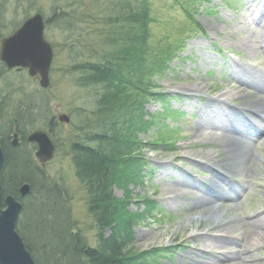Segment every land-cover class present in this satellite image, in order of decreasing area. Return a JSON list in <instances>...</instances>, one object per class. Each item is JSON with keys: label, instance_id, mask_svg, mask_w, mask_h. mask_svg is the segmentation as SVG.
Instances as JSON below:
<instances>
[{"label": "rangeland", "instance_id": "obj_1", "mask_svg": "<svg viewBox=\"0 0 264 264\" xmlns=\"http://www.w3.org/2000/svg\"><path fill=\"white\" fill-rule=\"evenodd\" d=\"M134 1L127 4L133 7ZM148 2L154 18L149 38L153 49L160 52L170 44L178 46L180 55L169 60L154 79L157 84L154 89L169 91L170 99L164 104L150 101L146 105L154 117L153 124L139 133L133 152L136 160L146 161L137 159L143 155L150 161L145 179L140 185L126 181L124 186L114 188L118 198L128 196L130 190L131 203L127 210L145 215L134 224L135 241L131 248L135 251L168 248L165 256L157 260L160 264H229L220 263L219 258L225 251L238 255L242 264H264V223L259 225V232L254 228L257 218H264V135L258 134V138L250 133L249 149L255 169L247 175L226 171V153L219 139L199 138V130L207 120L219 126L224 120L233 121L240 108L252 105L255 99L250 92L234 87L232 81L236 65L248 67L264 77V28H253L252 21L258 15L248 10L254 8L264 14V0L258 3L255 0ZM113 4V0H0V38L10 35L26 15L40 12L48 19L45 37L54 48L47 87L26 71L0 66V132L12 126L15 117L20 115L31 119V126L47 125L53 117L57 122L56 156L38 172L40 181L35 176L38 183L33 185L31 198L27 200L29 207L21 217L22 225L31 224L28 242L36 249L45 244V255L51 253L53 260L59 257L62 248L70 245L73 235L87 248L99 247L100 222L96 214L99 218L101 215L91 211L88 190L77 177L72 146L82 145V137L86 135L103 134L108 129L96 102L103 88L82 85L80 77L82 63L105 60L113 48L106 43L125 29L121 25L123 21L115 23ZM129 69L125 66V74L130 75ZM123 86L132 99L135 94L131 93L132 85ZM121 91L118 90L119 96ZM62 114L70 122L60 121ZM255 118L262 127L264 116ZM248 119L241 118L243 130L248 123L254 125L253 117ZM216 129L207 127L203 133H219ZM17 154L24 159V164L26 161L32 166L26 171L34 174L32 171L40 165L35 154L28 150ZM13 158L10 155V162ZM131 172L125 166L119 170L122 179H128ZM220 173L225 177L214 178L216 174L222 176ZM179 179H192L205 185L213 180L225 185V181L230 186L229 194L225 201L218 203L221 208L207 215L208 211L194 202L191 195H186L187 199L173 198L169 193L167 185L184 184ZM44 185L55 188L54 192L46 196ZM147 199L155 201L150 213L144 206ZM41 214L46 215L45 220L38 221ZM222 222L232 223L233 228L226 232L216 230ZM44 227H53L55 232L43 233ZM105 229V235L110 234V228ZM203 234L212 236L217 246H211L213 241L205 243L203 238L196 240V236ZM39 260L47 261L42 256ZM235 262L240 264L239 260Z\"/></svg>", "mask_w": 264, "mask_h": 264}, {"label": "trees", "instance_id": "obj_2", "mask_svg": "<svg viewBox=\"0 0 264 264\" xmlns=\"http://www.w3.org/2000/svg\"><path fill=\"white\" fill-rule=\"evenodd\" d=\"M113 2L111 9L115 13V23L123 21L121 25L126 30H120L117 36H112L106 43L113 48L109 55L106 54L105 60L82 63V77H80L82 85H99L103 88L96 102L100 107V113L105 116L108 129L103 134L86 135L82 137L84 140L82 145L75 143L72 146V159L77 177L88 190L91 211L101 215L99 218L96 214L100 222L99 247L86 246L84 251L70 244L66 248L59 249V257L53 260L50 258L51 253L45 255V244L39 250L26 242L36 264H160L157 260L167 252L164 248L144 251H135L131 248L135 241L132 231L134 224L138 218H143L145 215L139 211L127 210L131 203L130 190L128 196L126 194L118 198L114 194V188L124 186L126 181L132 185H140L145 178L148 163L136 160L133 152L139 133L146 131L153 124V115L145 111L146 103L150 100L164 99L162 92H155L154 88L157 84L154 79L158 77V72L166 68L168 61L179 56L180 53L178 46L173 47L170 44L160 52L153 49L149 38L152 37L150 25L154 18L151 15L152 5L148 0H136L133 7L127 4L130 0H113ZM155 51L157 52L153 53ZM124 65L130 67L131 76L125 74ZM125 83L134 88L131 90V93H135L132 94V99L125 93L126 88L123 86ZM118 90H122L121 96ZM117 97H120L118 102ZM85 140L89 143L95 141L97 144L87 145ZM24 165V159L17 157L16 167L9 170L17 175L18 181H23L27 175ZM123 166L127 170L131 168L132 172L129 173L128 179H122L119 173ZM23 174L25 175L22 176ZM37 177L41 180L39 176ZM47 192L51 193V191ZM145 202V208L150 213L154 209L155 202L150 200ZM105 228H110V234L105 235ZM50 230H53V227H44L41 232L51 234ZM40 256L43 260H47L46 263L39 260ZM64 257L73 260L68 261Z\"/></svg>", "mask_w": 264, "mask_h": 264}, {"label": "bare ground", "instance_id": "obj_3", "mask_svg": "<svg viewBox=\"0 0 264 264\" xmlns=\"http://www.w3.org/2000/svg\"><path fill=\"white\" fill-rule=\"evenodd\" d=\"M258 1L259 0H255L256 3H258ZM256 3L254 4L256 5ZM248 10L253 14L258 15L252 21L254 24L253 28H264V20L263 22H261V16L264 15L263 12H258L254 8H249ZM2 64H4L5 67H8L6 62H4L3 60H2ZM233 78L234 80L232 81V84L234 85V87L240 89V91L244 89L246 92L248 93L250 92V94L253 95V98L255 99L253 100L252 105H249L248 107H244V108L239 107L240 111L237 112V118L234 119L233 121L229 120L225 122L224 120L220 126L215 121L207 120L199 130L200 131L199 138L204 140H208L210 138L214 140L219 139L226 153V162H225L226 171L227 172L232 171L235 173L236 172L244 173L247 175L252 170L255 169V164L253 162V158L251 155L252 151L251 149H249V147L251 148L250 138H252L250 136V133L253 132L255 136H257L258 138L264 135V126L260 127L257 118H255L258 117L262 119V117L264 116V77L259 76L258 72L251 71V69H249L248 67H238V65H236L234 67ZM227 109L228 108H226V110ZM248 117H250L251 119L253 117V121H251V123H253L254 125L252 127L250 123H248L246 129L243 130V127L241 126V118H243V120H246L248 119ZM250 118L248 120H250ZM207 127H216L217 129L215 131H219V133H214L210 135L209 133H207L208 135L204 134L203 132ZM258 134L260 136H258ZM37 151L39 152V149ZM36 157L39 160H41L38 155H36ZM8 169H10V166L7 163L5 167V171L7 173H5L4 177L0 180L1 197H2L1 203L3 201V197H5L6 199L7 196H12L10 191H8L7 189H14V188L22 189L28 186L29 183L33 184L34 186L35 183H38V180L35 179L36 173L34 171H32L34 172V174H31L29 171H27V175L26 177L23 178V181H18L19 179L18 177H16L17 175L13 174L12 172H9ZM220 174L222 176L216 174L214 175V178L218 179L220 177H225L224 174L222 173ZM24 175L25 174H23L22 176ZM179 181L183 182L184 184L176 182V184H170L166 186L169 193L173 195V198H175L176 196L180 198L181 196L185 197L186 195H191L192 198L194 199V202L200 203V205H203L206 211H208L206 212L207 215L212 214L215 211V208H221L218 203L220 201H225L229 194L228 193L229 185L225 181H224L225 185H219V183L216 182L215 180H213L210 184H206V185L205 183L199 181L196 182L192 179H187V180L179 179ZM44 191L47 196L48 195L47 190L44 189ZM12 197L14 198V196ZM38 197L43 199L41 196ZM235 198L236 197H234L233 199ZM185 199L187 198L185 197ZM45 216L46 215L44 216L42 215L40 218H37L39 219L38 221L45 220ZM263 223H264L263 217L257 218V220L255 221L254 228L259 232V230L261 229L258 227ZM30 225L31 224L27 225V222L26 224L22 225V219H17L14 223V230L22 238L24 244H26V242L30 244L28 242V236L30 237L29 234ZM232 228H233L232 223L222 222V223H218V227L216 228V230L219 231L220 229V231L226 232V230ZM54 231L55 229H53V233ZM50 233H52V230H50ZM196 238H197L196 240H201L203 238V241H205V243L207 244L213 241V244L211 246L213 247L217 246L214 240L212 239V236L210 235L203 234L201 237L196 236ZM70 244L79 250L84 249L85 251L86 249L85 243L82 241L81 244L80 241L74 238V235L71 237ZM238 258H239L238 255L225 251L223 252V256L220 257L219 259L222 260V261L220 260L221 261L220 263L227 262L229 264H235L237 263L235 262V260H239V262L241 261L240 258L239 259ZM207 264L210 263L207 262ZM240 264H242V262H240Z\"/></svg>", "mask_w": 264, "mask_h": 264}, {"label": "water", "instance_id": "obj_4", "mask_svg": "<svg viewBox=\"0 0 264 264\" xmlns=\"http://www.w3.org/2000/svg\"><path fill=\"white\" fill-rule=\"evenodd\" d=\"M52 58V48L44 38V22L41 14L29 18L3 41L1 60L6 62L8 68L18 66L29 68L31 75L41 76L40 82L44 87L49 84ZM61 120L68 122L69 118L62 115ZM29 138L39 142L40 150L37 155L42 162L52 158L54 146L44 132H34ZM2 167L3 153L0 150V170ZM28 189L29 186L22 188V194L27 193ZM6 204L7 208L2 210L0 186V264H36L22 238L14 230L21 204L12 196L6 198Z\"/></svg>", "mask_w": 264, "mask_h": 264}, {"label": "flooded vegetation", "instance_id": "obj_5", "mask_svg": "<svg viewBox=\"0 0 264 264\" xmlns=\"http://www.w3.org/2000/svg\"><path fill=\"white\" fill-rule=\"evenodd\" d=\"M28 15H26V18L28 17ZM47 23H48V19L46 18V24ZM3 38L4 37L0 38V58H1V44H2ZM53 50H54V48H53ZM0 66L1 67L3 66L4 68H6L4 66V64H2L1 60H0ZM14 69L18 70V72H25L26 71L29 74L27 69H24V68H14ZM37 77L39 78L38 75H37ZM0 104H1V102H0ZM58 119L60 120V116ZM14 121H15L14 122L15 126L13 124L12 126L8 127L6 130L0 132V150L2 151L3 157H4L3 168L0 172V178L1 179L4 177V174L6 173L5 167H6L7 163L9 164L10 168L16 167V159H17V155H18L17 153H19L23 150H25V151L28 150L30 154H33V155L35 154V156L37 155V153H38L37 150L40 149V144L37 140H31L29 138V136L34 131L41 130V131L45 132L47 137L54 144V148H55L54 157L56 156L57 150L59 148V143H58L59 140L55 134V126H56L57 122H56L54 117L48 120L47 125H33V126H31L32 120L27 119V118H23L22 115L15 117ZM15 134H17V135H15ZM43 138H45V137H43ZM43 138H40V139L42 140ZM10 155L14 156V158L12 159L11 162H10ZM54 157H53V159H54ZM52 160H50L46 163H42L41 161L39 162L40 165H38V167L36 168V171H34L36 173V177L39 176L38 172L43 171L44 166H46ZM12 164H14V165L12 166ZM25 164H26V165H24L25 169L32 167L30 165V163H27L26 161H25ZM28 186H29V189H28L27 193H25V194H22L21 188L7 189L8 191H10L11 195L14 196V198L16 200H18L21 204V210L22 211L20 212L18 219L19 218L21 219V217L24 215V213L27 211V209L29 207L27 200L31 198L32 190H33V184L29 183ZM45 187H47V186H45ZM54 190H55V188L50 189L49 187H47V191L54 192ZM4 201H5V197H3V201L1 203L2 208L6 207V204ZM29 201L31 203V200H29Z\"/></svg>", "mask_w": 264, "mask_h": 264}]
</instances>
